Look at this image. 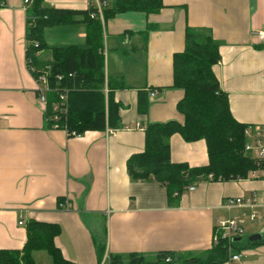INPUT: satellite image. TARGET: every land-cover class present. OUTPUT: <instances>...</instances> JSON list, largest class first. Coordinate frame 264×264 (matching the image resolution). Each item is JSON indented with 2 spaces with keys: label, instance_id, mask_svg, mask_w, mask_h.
Segmentation results:
<instances>
[{
  "label": "crops",
  "instance_id": "0c3cea01",
  "mask_svg": "<svg viewBox=\"0 0 264 264\" xmlns=\"http://www.w3.org/2000/svg\"><path fill=\"white\" fill-rule=\"evenodd\" d=\"M104 1L115 9L116 0H45L44 6L86 11ZM163 2L157 13L109 14L106 21L104 10L98 15L104 25L105 92L109 82L123 86L114 91L122 125L69 137L48 125L47 102L40 101L28 68L29 6L0 0V250H22L27 223L36 220L60 225L56 244L75 264H109L110 256L128 261L132 254L153 264L160 252L205 257L218 221L249 218V210L228 212L224 202L263 194L264 170L241 181L201 180L174 206L164 186L133 181L128 174V159L145 150L149 124L183 121L177 105L184 93L173 87V59L185 49L188 28L208 30L218 44L222 59L215 73L234 118L253 133L264 127V42L255 35L264 32V0ZM76 20L45 30L43 63L52 60L53 48L85 47L87 26L83 17ZM143 99L145 113L139 108ZM170 146L175 163H209L204 141L188 143L177 134ZM259 215L244 224L248 243L243 236L232 252L241 259L224 264H264V238L249 244L251 236L263 235ZM40 252L34 253L36 264Z\"/></svg>",
  "mask_w": 264,
  "mask_h": 264
},
{
  "label": "trees",
  "instance_id": "16d2710c",
  "mask_svg": "<svg viewBox=\"0 0 264 264\" xmlns=\"http://www.w3.org/2000/svg\"><path fill=\"white\" fill-rule=\"evenodd\" d=\"M27 8L26 58L32 76L47 72L50 92L47 93L48 125L63 129L69 137L82 136L88 131L117 129L121 124L120 105L115 102V90L123 86L112 82L106 89L104 25L96 16V9L86 11L62 10L44 6L45 0H31ZM165 8L163 0H116L114 10L104 9L105 21L109 14L127 12L157 13ZM83 17L87 26L85 47L69 46L52 49V60L43 63L39 55L46 50L45 30L71 26ZM219 46L205 29L188 28L186 46L173 59V87L184 96L177 109L183 121L149 124L145 130V150L127 161L128 174L133 181H153L165 187L169 205L174 206L186 190L201 180L214 182L241 181L264 170V160L245 152L247 124L238 122L231 111L228 95L222 90L215 73L221 62ZM61 77V79H59ZM67 102L61 101L62 94ZM143 99L139 108L146 112ZM58 117V120L55 118ZM181 135L188 143L204 141L209 163L191 167L172 161L170 139ZM177 194V195H176ZM60 199V207L64 204ZM27 241L22 250H0V264H36L34 253L44 251L50 264H75L66 259L56 244L59 224L30 220L27 223ZM263 243L249 242L250 245ZM236 246L221 239L206 252L205 257H182L173 252H160L153 264H224L230 260ZM104 252L100 253L102 262ZM170 259V262L167 260ZM109 264H152L143 256L132 254L128 261L110 256Z\"/></svg>",
  "mask_w": 264,
  "mask_h": 264
},
{
  "label": "built area",
  "instance_id": "2783aa9c",
  "mask_svg": "<svg viewBox=\"0 0 264 264\" xmlns=\"http://www.w3.org/2000/svg\"><path fill=\"white\" fill-rule=\"evenodd\" d=\"M31 0H24V4L29 6L31 4ZM107 7V2L104 1L102 3H98V6L95 7L92 4H89V10L96 9L98 15L102 13V11ZM96 13L91 14V18L94 19L98 16ZM255 35L264 42V32L259 31L256 32ZM61 79V77H59ZM38 83V90L40 101L43 103L47 102V93L50 92L49 79L47 72L42 73L38 79L36 80ZM156 93H153L152 96H155ZM62 102H67V95L64 93L60 96ZM58 120V117L55 118ZM57 128V125H54ZM247 143L245 146V152L252 155L256 159L264 160V127H261L257 130L256 133L252 132V128L249 127L246 132ZM187 190L193 191L195 188L193 186L189 187ZM177 195V194H176ZM224 208L227 209L228 212H231L235 209H247L250 211L249 218L252 222H257L259 220V214L262 213L264 215V193L261 195L255 194L252 197H242V198H233L228 199L224 202ZM245 221L242 218L230 217L225 221H218L215 227L214 233V243L219 242V240L224 239L229 242L230 245L236 246L245 233ZM20 226L24 225V222L19 223ZM213 243V244H214ZM235 248V247H234ZM232 249V252L234 250ZM241 259L240 255L231 254V261H238ZM105 261H103L104 263ZM170 262V259L167 260ZM102 263V264H103Z\"/></svg>",
  "mask_w": 264,
  "mask_h": 264
},
{
  "label": "rangeland",
  "instance_id": "374dc122",
  "mask_svg": "<svg viewBox=\"0 0 264 264\" xmlns=\"http://www.w3.org/2000/svg\"><path fill=\"white\" fill-rule=\"evenodd\" d=\"M248 221H249V218H246L245 219V222L248 223ZM262 237L264 238V232H263ZM248 239H249V236L248 235L244 236L242 238V243L243 244H247L248 243ZM36 261L38 262V264H46V263L51 262V258H50V256L46 252L43 251V252L37 253V255H36Z\"/></svg>",
  "mask_w": 264,
  "mask_h": 264
},
{
  "label": "water",
  "instance_id": "95a60500",
  "mask_svg": "<svg viewBox=\"0 0 264 264\" xmlns=\"http://www.w3.org/2000/svg\"><path fill=\"white\" fill-rule=\"evenodd\" d=\"M263 237L260 234L254 235L250 237V242H260L262 241Z\"/></svg>",
  "mask_w": 264,
  "mask_h": 264
}]
</instances>
